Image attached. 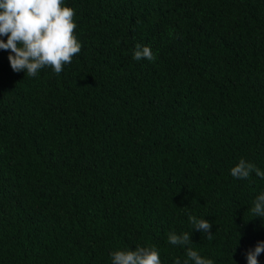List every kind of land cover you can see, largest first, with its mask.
I'll use <instances>...</instances> for the list:
<instances>
[{
    "label": "trees",
    "instance_id": "1",
    "mask_svg": "<svg viewBox=\"0 0 264 264\" xmlns=\"http://www.w3.org/2000/svg\"><path fill=\"white\" fill-rule=\"evenodd\" d=\"M64 5L81 50L60 74L14 72L0 49V264H112L137 246L247 264L264 179L230 169L264 171V0Z\"/></svg>",
    "mask_w": 264,
    "mask_h": 264
},
{
    "label": "clouds",
    "instance_id": "2",
    "mask_svg": "<svg viewBox=\"0 0 264 264\" xmlns=\"http://www.w3.org/2000/svg\"><path fill=\"white\" fill-rule=\"evenodd\" d=\"M75 10L64 5V0H0V49L9 52L8 61L14 72H25L35 77L43 68H50L57 75L72 57L79 54L81 44L74 35L76 23ZM134 59L155 60L148 46L138 44ZM255 172L264 179V171L254 164L240 159L230 169V174L245 180ZM255 217L264 219V192L253 201L250 209ZM188 220L193 229L207 234L212 239L211 223L189 214ZM167 242L184 247L191 242L187 232H170ZM264 253V241L257 242L254 249L246 253L247 264H259L258 257ZM184 264H213L211 259L203 258L196 250L188 247ZM112 264H161L160 253L155 247H135L134 250H117L111 253ZM174 264H180L175 260Z\"/></svg>",
    "mask_w": 264,
    "mask_h": 264
}]
</instances>
